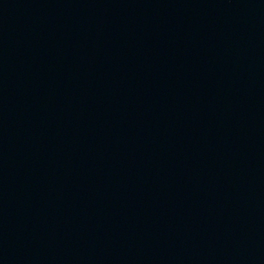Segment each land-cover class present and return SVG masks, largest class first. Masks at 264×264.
Returning <instances> with one entry per match:
<instances>
[{"label": "water", "instance_id": "water-1", "mask_svg": "<svg viewBox=\"0 0 264 264\" xmlns=\"http://www.w3.org/2000/svg\"><path fill=\"white\" fill-rule=\"evenodd\" d=\"M0 264H264V0H0Z\"/></svg>", "mask_w": 264, "mask_h": 264}]
</instances>
